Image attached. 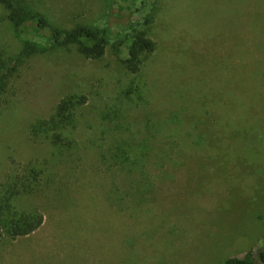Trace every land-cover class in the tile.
I'll return each instance as SVG.
<instances>
[{
	"label": "rangeland",
	"instance_id": "1",
	"mask_svg": "<svg viewBox=\"0 0 264 264\" xmlns=\"http://www.w3.org/2000/svg\"><path fill=\"white\" fill-rule=\"evenodd\" d=\"M50 24L104 30L100 60L55 47L49 28L15 27L0 6V60L12 77L0 109V183L46 170L34 234L0 241V264H226L264 249V0H146L157 50L137 75L128 54L144 0H27ZM148 4V6H149ZM37 50L23 60L27 45ZM120 44L119 52L116 45ZM23 61V62H22ZM25 61V62H24ZM15 68V69H14ZM135 83L141 90L126 96ZM69 94L89 97L66 134L73 150L32 140ZM6 93L0 86V102ZM124 149L119 165L109 148Z\"/></svg>",
	"mask_w": 264,
	"mask_h": 264
},
{
	"label": "trees",
	"instance_id": "2",
	"mask_svg": "<svg viewBox=\"0 0 264 264\" xmlns=\"http://www.w3.org/2000/svg\"><path fill=\"white\" fill-rule=\"evenodd\" d=\"M153 2L149 4L144 0L136 7L134 24L131 33L127 34L130 40L128 54L125 58H119L125 69L137 75L143 70L147 59L157 50V42L150 36L155 19ZM0 6L7 11L6 18L15 27L26 24L29 19H37L41 28L50 29L55 47L64 49L75 47L82 56L94 60H100L107 54L109 39L105 31L95 25L77 23L72 28L53 26L45 16L35 13L27 0H0ZM119 46L120 44L116 45L118 52ZM26 48L28 53L18 56V61L37 50L33 44H28ZM13 71L7 63L0 60V86L6 93V97L0 102V109H4L5 105L11 102L9 96L13 94L7 91V87ZM140 90L141 87L133 83L124 94L131 96L133 92L138 93ZM88 100L89 97L83 94H69L63 97L49 118L38 119L31 125L32 140L45 138L56 148L73 150L76 147L75 141L66 134V131L77 126V110L87 104ZM123 150L120 147H110L107 153L102 151L101 156L105 159L111 154L119 165ZM45 172L46 170L39 165L28 162L9 172L0 183V241L5 237L16 240L30 236L44 225L43 212L22 211L16 205V200L20 196L37 192ZM226 264H264V249L259 251L257 257L252 252L242 257H229Z\"/></svg>",
	"mask_w": 264,
	"mask_h": 264
}]
</instances>
